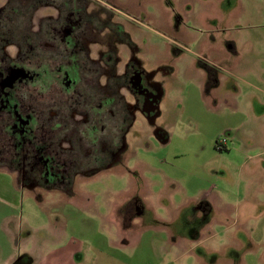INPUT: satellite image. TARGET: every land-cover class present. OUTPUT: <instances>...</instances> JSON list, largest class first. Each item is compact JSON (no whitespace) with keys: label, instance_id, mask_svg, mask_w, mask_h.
Wrapping results in <instances>:
<instances>
[{"label":"rangeland","instance_id":"374dc122","mask_svg":"<svg viewBox=\"0 0 264 264\" xmlns=\"http://www.w3.org/2000/svg\"><path fill=\"white\" fill-rule=\"evenodd\" d=\"M111 2L157 71V116L135 118L120 161L81 174L70 198L54 189L37 206L25 191L9 203L0 171V264L27 252V236L37 251H74V264H264V0ZM57 210L67 234L45 226ZM10 214L21 237L1 224Z\"/></svg>","mask_w":264,"mask_h":264},{"label":"flooded vegetation","instance_id":"af4514ba","mask_svg":"<svg viewBox=\"0 0 264 264\" xmlns=\"http://www.w3.org/2000/svg\"><path fill=\"white\" fill-rule=\"evenodd\" d=\"M115 9L111 0H0V170L24 189L70 192L81 174L120 161L135 118L157 116V71ZM112 65L119 74H107Z\"/></svg>","mask_w":264,"mask_h":264},{"label":"crops","instance_id":"0c3cea01","mask_svg":"<svg viewBox=\"0 0 264 264\" xmlns=\"http://www.w3.org/2000/svg\"><path fill=\"white\" fill-rule=\"evenodd\" d=\"M3 171L4 174H6V176L9 178V183L7 184L8 186L4 187L3 190L7 191L8 194V201L9 203H14L17 197H21L23 198L24 192L27 191V195H31L33 197V201L36 202L37 206L38 204L40 205L41 202L43 201L41 199V197L39 196L40 193H44L43 191H39V190H27L24 189L19 181H18V177L15 173L12 172H7L4 170H0ZM37 193L38 196H34L33 194ZM63 194L66 197L72 196L70 192L68 191H63ZM48 195V194H46ZM61 200V199H60ZM68 200V199H67ZM10 208H16L17 205H11L8 204ZM44 209V208H43ZM53 220L51 221L52 223L46 224V228L53 230L54 232H57L59 234L62 233H66L67 234V230L70 228L71 225H69L68 222H61V220H59L57 218V216H59V211L57 210L56 212H50ZM60 217V216H59ZM15 220L14 216L12 214L6 216L3 218L1 224H4L6 226L9 227V232H12L13 234H17L21 237L20 232H21V222H18L13 224V221ZM62 223V225H61ZM38 230V228H35L34 231L36 232ZM68 238V237H67ZM22 244V247L25 251H18L15 253L10 254L7 259L2 263V264H74L73 259H74V251H65L63 250H55V249H51V250H47L46 252L42 251L41 248L39 251H37V249H39L38 247H36V242L34 241L33 237H25V239L23 240H19ZM34 243L33 246V251L29 252L27 250V246ZM68 243V242H67ZM101 257H106L103 256L102 254H100V256H96V261L99 260L100 263V258ZM65 259V260H63ZM111 261V260H110ZM112 263V262H111ZM79 264H83V263H79ZM112 264H119L118 261L113 262Z\"/></svg>","mask_w":264,"mask_h":264},{"label":"water","instance_id":"95a60500","mask_svg":"<svg viewBox=\"0 0 264 264\" xmlns=\"http://www.w3.org/2000/svg\"><path fill=\"white\" fill-rule=\"evenodd\" d=\"M162 142H165V141H162Z\"/></svg>","mask_w":264,"mask_h":264}]
</instances>
